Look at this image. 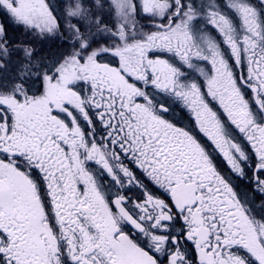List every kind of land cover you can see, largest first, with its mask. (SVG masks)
Wrapping results in <instances>:
<instances>
[{
  "label": "snow or ice",
  "instance_id": "snow-or-ice-1",
  "mask_svg": "<svg viewBox=\"0 0 264 264\" xmlns=\"http://www.w3.org/2000/svg\"><path fill=\"white\" fill-rule=\"evenodd\" d=\"M60 11L0 0V264H264V0Z\"/></svg>",
  "mask_w": 264,
  "mask_h": 264
},
{
  "label": "trees",
  "instance_id": "trees-1",
  "mask_svg": "<svg viewBox=\"0 0 264 264\" xmlns=\"http://www.w3.org/2000/svg\"><path fill=\"white\" fill-rule=\"evenodd\" d=\"M23 40V41H22ZM21 43L32 45L35 49H39L44 52H54L57 49V40L52 38L35 39L32 37L21 38ZM65 46V45H64ZM39 51V53H40ZM38 53V54H39ZM41 54V53H40ZM42 55V54H41ZM54 54H46V57H53Z\"/></svg>",
  "mask_w": 264,
  "mask_h": 264
},
{
  "label": "rangeland",
  "instance_id": "rangeland-1",
  "mask_svg": "<svg viewBox=\"0 0 264 264\" xmlns=\"http://www.w3.org/2000/svg\"><path fill=\"white\" fill-rule=\"evenodd\" d=\"M46 2L50 5V7L54 10V14L55 15H58L61 13L60 11V7H61V3L63 2V0H46ZM1 20V18H0ZM24 31H26L23 27H18V26H15V25H8V35L11 39H16L17 36L19 35L18 32L20 33H23ZM27 32V31H26ZM16 42H19V41H16ZM61 43H59L58 45H60ZM57 45V46H58ZM62 46V45H61ZM60 46V47H61ZM67 46H62L61 49H57V52H58V55L64 51V49L66 48ZM36 52L37 54L39 53V49H36ZM40 56H46V55H41L39 53Z\"/></svg>",
  "mask_w": 264,
  "mask_h": 264
},
{
  "label": "flooded vegetation",
  "instance_id": "flooded-vegetation-1",
  "mask_svg": "<svg viewBox=\"0 0 264 264\" xmlns=\"http://www.w3.org/2000/svg\"><path fill=\"white\" fill-rule=\"evenodd\" d=\"M3 20V19H2Z\"/></svg>",
  "mask_w": 264,
  "mask_h": 264
}]
</instances>
